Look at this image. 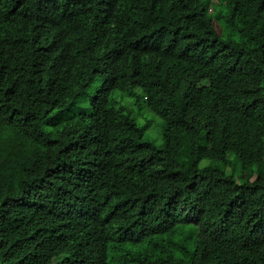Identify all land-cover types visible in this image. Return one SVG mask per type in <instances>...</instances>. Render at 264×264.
Returning <instances> with one entry per match:
<instances>
[{
    "label": "trees",
    "instance_id": "trees-1",
    "mask_svg": "<svg viewBox=\"0 0 264 264\" xmlns=\"http://www.w3.org/2000/svg\"><path fill=\"white\" fill-rule=\"evenodd\" d=\"M4 127L0 264H264V0H0Z\"/></svg>",
    "mask_w": 264,
    "mask_h": 264
},
{
    "label": "rangeland",
    "instance_id": "rangeland-1",
    "mask_svg": "<svg viewBox=\"0 0 264 264\" xmlns=\"http://www.w3.org/2000/svg\"><path fill=\"white\" fill-rule=\"evenodd\" d=\"M102 83L103 78L96 79L92 83L86 95L88 100L101 88ZM140 92V89L136 88L135 96L117 94L116 97H118L119 101H122L124 104L129 106L132 102L134 105V108L132 109L134 114H141L138 121L140 124L147 126L146 131L148 140L152 141L158 148L161 149L164 144L161 120L156 117L148 108L141 107L142 100H139L137 97ZM76 111V107H71V109H69L65 115L67 116L68 114H73ZM50 126V123L46 124V128H49ZM211 142L212 143L210 144L207 151V157L204 161H202L201 166L223 169V164L218 162V158L215 154L213 140H211ZM0 145L3 149L2 154L0 155V186L5 187L10 176L13 174L16 168L28 156L37 150L38 146L36 143L30 141L26 136H14L12 131L7 127H4L0 133ZM259 169L262 176H264V157L260 161ZM224 171L230 173L231 169L229 166H227Z\"/></svg>",
    "mask_w": 264,
    "mask_h": 264
}]
</instances>
